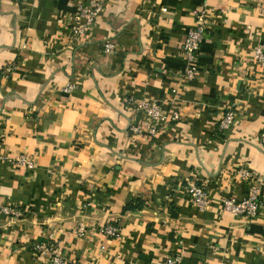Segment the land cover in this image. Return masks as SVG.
<instances>
[{
    "label": "crops",
    "instance_id": "1",
    "mask_svg": "<svg viewBox=\"0 0 264 264\" xmlns=\"http://www.w3.org/2000/svg\"><path fill=\"white\" fill-rule=\"evenodd\" d=\"M87 1L0 0V201L11 209L0 215V264H40L46 247L69 264L174 254L180 264H264V205L248 217L219 203L246 195L244 168L264 204V0H102L91 29L73 37ZM198 9L205 33L188 79L182 45ZM139 100L178 118L151 134ZM227 111L234 121L222 129ZM190 184L203 186L204 209ZM136 197L142 209L122 213ZM106 224L118 235L103 234Z\"/></svg>",
    "mask_w": 264,
    "mask_h": 264
},
{
    "label": "built area",
    "instance_id": "2",
    "mask_svg": "<svg viewBox=\"0 0 264 264\" xmlns=\"http://www.w3.org/2000/svg\"><path fill=\"white\" fill-rule=\"evenodd\" d=\"M102 8V0H90L85 3H80L70 23V31L73 37H80L86 34L96 21L97 15ZM211 11H213L211 9ZM206 9H198L193 11L194 25L187 30L186 36L183 41V51L185 55V63L182 67L184 76L188 79H192L196 73V67L194 62L200 43L204 37L205 24H206ZM113 43L107 41L104 44V52H109L113 48ZM255 56L259 61H263L264 56L261 49H257ZM12 67L7 65L4 69V74L10 73ZM73 88V83H66L62 88V92H69ZM136 109L142 111L149 122L145 125V129L154 134L156 129L160 125H165L172 120L178 118L176 110L167 112L161 105L159 100H139L135 103ZM234 121V113L227 111L220 119L219 126L223 129L228 128ZM134 131H138L141 126L133 125L130 127ZM259 143L264 147V129L258 135ZM16 163L24 165L26 167H32V160L25 154H19L14 158ZM240 177L243 180L250 181L247 193L241 199H236L232 196H224L219 199L221 209L223 212L231 214L233 216L245 215L248 217H254L258 214L263 207V201L260 196V186L258 182L260 180L254 177V173L248 169L240 170ZM187 193L189 194L192 203L199 209H204L207 205L206 192L202 185L190 184L187 187ZM11 209L8 205L0 201V215L10 213ZM78 232L81 235L83 228L81 225L78 227ZM102 233L106 236L115 237L118 235V228L113 224H106L102 228ZM40 248V246H39ZM46 256L40 264H69L65 255L56 248H45ZM180 255L174 254L172 256H166L162 264H180Z\"/></svg>",
    "mask_w": 264,
    "mask_h": 264
},
{
    "label": "trees",
    "instance_id": "3",
    "mask_svg": "<svg viewBox=\"0 0 264 264\" xmlns=\"http://www.w3.org/2000/svg\"><path fill=\"white\" fill-rule=\"evenodd\" d=\"M145 205L144 201L139 198H132L130 199L127 203H125L122 207V213H127V212H135L140 209Z\"/></svg>",
    "mask_w": 264,
    "mask_h": 264
}]
</instances>
